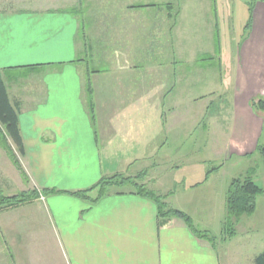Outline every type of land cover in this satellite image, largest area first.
<instances>
[{"label": "crops", "instance_id": "crops-1", "mask_svg": "<svg viewBox=\"0 0 264 264\" xmlns=\"http://www.w3.org/2000/svg\"><path fill=\"white\" fill-rule=\"evenodd\" d=\"M77 2L0 4V73L18 115L26 170L36 190L54 192L43 197V203L33 204L31 215L23 210L17 217L31 216V224L56 232L61 264H223L213 245L196 238L180 218L172 217L161 226L154 202L135 195L132 187L100 198L91 189L111 170L107 160L124 162L131 157L137 163L159 153L170 116L187 96L191 103L190 74L180 76L176 69L191 62L177 59L175 37L170 36L177 19L170 17L172 8L133 5L117 10L113 18L105 17V28L111 32L102 42L104 70L90 74L81 65L96 57L87 58L86 48H78L79 30L85 27ZM212 2L215 12L216 0ZM182 5L178 0V14ZM251 8L234 72L227 144V150L239 156L256 150L263 128L249 103L264 94V0H255ZM160 9L167 13L164 23ZM169 20L173 24L166 26ZM161 25L166 30L162 51L158 36L138 35L147 28L159 32ZM214 46L217 57V35ZM161 55L168 56L167 69L162 68ZM21 70L27 72L25 77L11 75L5 80ZM88 81L97 110L95 123L87 106ZM160 109L166 122L159 123ZM101 114L103 125L98 121ZM85 191V198L73 195Z\"/></svg>", "mask_w": 264, "mask_h": 264}, {"label": "rangeland", "instance_id": "rangeland-1", "mask_svg": "<svg viewBox=\"0 0 264 264\" xmlns=\"http://www.w3.org/2000/svg\"><path fill=\"white\" fill-rule=\"evenodd\" d=\"M22 1L0 0V4H17ZM181 1L185 6L182 5L179 14L176 12L178 0H79L77 2V12L85 27L79 30L78 48L81 45L86 48L87 58L96 57L93 63L87 62L84 64L85 67L81 65L82 69H86L90 74L92 70L99 72L104 70L102 42L104 36L111 32L110 28H105V17L113 18L111 15L117 10H124L133 5L170 6L172 8L170 17L174 14L177 18L176 21L174 20L176 26L170 32V36L175 37L177 59L191 62L179 68L171 66L172 69L180 70V76L185 73L187 77L190 74L187 79L191 84V90L188 92L191 103L186 95L187 102L183 100L181 107L176 109L174 117L170 116L168 134L159 153L153 157H144L137 163L136 159L131 157L124 162L118 158L107 160L112 166L105 178L119 176L130 183L135 177L143 174L145 177L136 179V184L144 185L148 191L163 197L167 207L174 210L179 207L183 213L191 217L195 229L208 230L211 236L219 238L225 217L227 188L233 179L242 180L249 176L263 190L262 195L256 197L255 211L239 218L235 225L234 238L224 242L215 241L213 247L223 264H254V259L264 253V155L256 148V150L251 149L246 155L239 156L229 152L227 144L233 117L234 72L242 42L249 30V9L255 0H216L215 12H212V0ZM148 14L151 13L145 12V15ZM160 16L161 21L165 20L167 13L160 9ZM171 24L173 20H169L166 26ZM148 25L152 26V24ZM163 28L164 26L161 25L159 32L148 28L143 29L142 32L138 30V35L144 39H149L152 35L155 39L158 36L162 40V51L165 48L163 43L166 42V30ZM216 35L219 49L217 57L216 53H213ZM90 47L93 50L88 51ZM164 51H167V48ZM207 55H213V60H207ZM167 57L165 55L160 57L162 68L165 69L167 66L164 61ZM87 58L82 59L87 61ZM200 69L203 70L204 77L197 75L196 72ZM26 74V71L21 70L7 75L5 80L8 82L11 75L25 77ZM258 98L264 99V94L257 95L252 100ZM86 99L90 101V105L87 103V106L92 112L90 117L95 123L97 110L92 101V92L90 97L86 93ZM251 111L263 121L261 136L256 142L257 147L263 148L264 114L255 113L252 109ZM157 113L159 123L166 122L167 117L163 111L160 109ZM98 121L100 125L104 124L102 114ZM8 144L20 169L10 159L7 151L0 146V194L6 198H14L20 193L36 191L23 157L10 141ZM209 171H211L208 175L209 181L205 183ZM126 190H131L130 184L109 189L112 192ZM45 191H38L41 193L40 197L30 199L20 206L0 207V264H61L56 232H45L39 225L31 224V221L29 222L31 216L29 219L17 217L23 210H29L31 215L30 207L33 204L43 203V197L54 193L48 190V193L44 194Z\"/></svg>", "mask_w": 264, "mask_h": 264}, {"label": "trees", "instance_id": "trees-1", "mask_svg": "<svg viewBox=\"0 0 264 264\" xmlns=\"http://www.w3.org/2000/svg\"><path fill=\"white\" fill-rule=\"evenodd\" d=\"M252 8L249 9L251 13ZM212 58H207V60H211ZM91 88L90 82H87V95L90 97ZM90 105V101H88ZM250 108L255 112H261L264 114V99L258 98L257 100H251L249 103ZM90 114L92 113L89 110ZM8 141L15 147L17 152L21 157H23L24 149L22 144V139L19 132L18 126V115L9 102L7 91L5 85L2 80V76L0 73V146L7 151L10 159L18 166V162L13 155L12 150L9 148ZM258 151L264 155V147H257ZM18 169L19 166H18ZM212 171V170H211ZM207 172L206 177L210 174ZM145 177L143 174L141 176L135 177L136 179H140ZM116 182H113L115 181ZM135 180L129 181L126 179H122V177L114 176L111 179L109 178H101L99 182L93 186L91 189L97 190V197L105 196L109 189L117 186L121 187L125 184H130L132 187L134 194L140 197L147 198L154 202L157 207V215L160 218V225H165L168 219L172 217L180 218L189 228V230L194 234V236L200 240H206L210 245H213L215 241L224 242L226 240L232 239L235 237V225L237 224L239 218L243 215H250L255 211V200L256 197L262 195L263 190L259 188L253 180L248 176L242 180L233 179L226 191L225 194V217L222 221L221 234L219 238H215L211 236L208 232L199 231L195 229L191 223L189 217L185 214L176 211L167 207V205L163 202V197L156 195L154 192L148 191L144 185H138L135 183ZM27 182V181H26ZM48 193L46 190L44 192ZM39 192L33 190L31 192L20 193L17 197L6 198L0 194V207L1 206H20L22 204L27 203L30 199L38 198ZM85 192H76L73 195L81 196L85 198ZM94 201V200H93ZM254 264H264V253L258 255L254 259Z\"/></svg>", "mask_w": 264, "mask_h": 264}, {"label": "built area", "instance_id": "built-area-1", "mask_svg": "<svg viewBox=\"0 0 264 264\" xmlns=\"http://www.w3.org/2000/svg\"><path fill=\"white\" fill-rule=\"evenodd\" d=\"M41 195H39V197H40Z\"/></svg>", "mask_w": 264, "mask_h": 264}]
</instances>
